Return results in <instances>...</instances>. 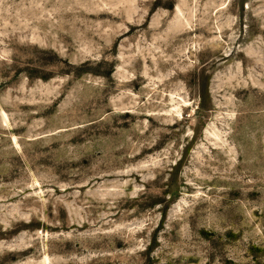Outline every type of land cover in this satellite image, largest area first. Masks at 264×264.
Masks as SVG:
<instances>
[{"label":"rangeland","instance_id":"obj_1","mask_svg":"<svg viewBox=\"0 0 264 264\" xmlns=\"http://www.w3.org/2000/svg\"><path fill=\"white\" fill-rule=\"evenodd\" d=\"M0 264H264V0H0Z\"/></svg>","mask_w":264,"mask_h":264}]
</instances>
